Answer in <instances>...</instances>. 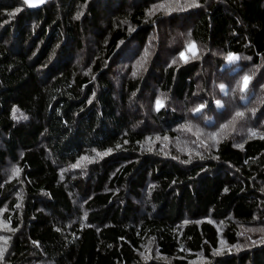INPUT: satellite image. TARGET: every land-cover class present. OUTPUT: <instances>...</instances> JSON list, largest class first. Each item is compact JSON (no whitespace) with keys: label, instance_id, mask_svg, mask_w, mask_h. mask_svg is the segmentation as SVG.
Segmentation results:
<instances>
[{"label":"trees","instance_id":"trees-1","mask_svg":"<svg viewBox=\"0 0 264 264\" xmlns=\"http://www.w3.org/2000/svg\"><path fill=\"white\" fill-rule=\"evenodd\" d=\"M262 86L264 0H0V264H264Z\"/></svg>","mask_w":264,"mask_h":264},{"label":"snow or ice","instance_id":"snow-or-ice-1","mask_svg":"<svg viewBox=\"0 0 264 264\" xmlns=\"http://www.w3.org/2000/svg\"><path fill=\"white\" fill-rule=\"evenodd\" d=\"M32 2H33V0H24V3L31 4ZM181 56H183V53H181ZM226 59H227L229 62H232V61H234V60H237L238 57L235 56V55L232 54V53H229L228 56L226 57ZM242 79H243V85H242V89H241V90L247 88V85H248V82H249V80H250V77H248L247 75H245ZM219 87L221 88V90H224L225 85L221 84ZM262 87H264V86H262ZM156 103H157V106H158V107L161 106V101L159 100V98H157V102H156ZM216 104H217L218 106H220L221 102H220V101H216ZM203 107H204V105H200V106H198V108L195 109L194 111H199V109H200V108H203ZM252 111H255V110L253 109ZM235 115H236L237 117H243L244 113H243V112H236ZM221 127H224V125H222ZM213 135H214V134H213ZM16 171H18V170H16Z\"/></svg>","mask_w":264,"mask_h":264},{"label":"rangeland","instance_id":"rangeland-1","mask_svg":"<svg viewBox=\"0 0 264 264\" xmlns=\"http://www.w3.org/2000/svg\"><path fill=\"white\" fill-rule=\"evenodd\" d=\"M45 1L46 0H33L32 4L40 5V4L44 3ZM195 52H196V45L193 44V45L189 46L188 53H195ZM183 55L186 56L187 53L184 52Z\"/></svg>","mask_w":264,"mask_h":264},{"label":"crops","instance_id":"crops-1","mask_svg":"<svg viewBox=\"0 0 264 264\" xmlns=\"http://www.w3.org/2000/svg\"><path fill=\"white\" fill-rule=\"evenodd\" d=\"M30 5H31V6H38V5H35V4H32V3H31Z\"/></svg>","mask_w":264,"mask_h":264}]
</instances>
